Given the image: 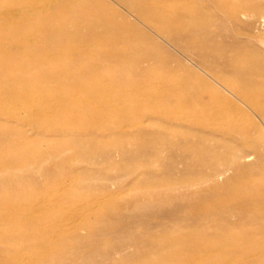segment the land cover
<instances>
[{
  "label": "bare ground",
  "instance_id": "1",
  "mask_svg": "<svg viewBox=\"0 0 264 264\" xmlns=\"http://www.w3.org/2000/svg\"><path fill=\"white\" fill-rule=\"evenodd\" d=\"M2 1L0 75L6 74L14 86L0 82V202L11 203L4 208L0 228H33L21 235L13 230L3 243L32 239L35 249L48 253L30 263L65 264L68 250L81 240L79 229L72 223L41 226L42 218L54 217L53 206H39L37 215L16 209V199L28 194L20 187L43 177L51 181L50 190L62 189L65 174L74 172L65 150L85 161L118 143L126 149L123 161L131 153L140 156L146 173L129 166L123 177L104 182L108 204L100 213L160 212L180 222L171 228L147 220L132 235L136 254L125 253L122 240L119 255L107 261L264 264V135L257 130L264 127V54L216 48L206 33L189 37L194 31V25L184 22L193 15L189 9L176 17L168 11L154 14L142 0H14L9 8ZM221 6L233 24L246 18L250 28L264 25V0H241L234 9L225 1ZM174 30L179 37L173 36ZM22 38L31 41L25 58L14 44ZM138 90L142 94H132ZM132 95L137 105L128 104ZM10 100H15L11 107L28 112L32 122L72 105L81 109L77 115L90 130L107 129L114 119L121 134L118 140L88 135L62 145L23 137L2 110ZM31 100L38 103L35 109L25 104ZM143 114L145 123L139 121ZM156 163L166 172L155 173ZM44 164L49 169L44 170ZM80 174L81 183L94 178V173ZM143 178L145 186H139ZM125 182L131 186L126 188ZM116 189L124 193L115 195ZM210 197L214 202L208 204ZM129 199L140 202L131 207ZM183 211L188 216L181 219ZM186 229L195 234H184ZM50 234L55 237L52 244ZM141 242L147 250L140 249Z\"/></svg>",
  "mask_w": 264,
  "mask_h": 264
},
{
  "label": "rangeland",
  "instance_id": "2",
  "mask_svg": "<svg viewBox=\"0 0 264 264\" xmlns=\"http://www.w3.org/2000/svg\"><path fill=\"white\" fill-rule=\"evenodd\" d=\"M223 1L228 4L229 8L234 9L239 6L241 0H142L154 14L168 11L176 17H180L183 16L182 14H184V12L186 13V11H184L185 9H189L193 15L186 16L184 19L187 25H194V31L192 32L190 31L191 27H188L191 33L189 37H205L204 34L206 33L215 41L216 48L220 46L228 52L237 51L254 55L264 54V25L258 30L250 28L248 19L246 18H243L242 22L238 25L233 24L230 21V12L221 6ZM1 3L3 7L6 8L8 5L7 7L9 8L14 4V0H4ZM173 36L179 37V32L174 30ZM27 42L29 44L31 43V41L26 38L18 39L14 42L23 58L28 55L31 49ZM2 56L3 55L0 53V58ZM0 78V82L2 81L7 88H13L14 82L9 80L6 74L0 75ZM23 86L32 88L31 85L29 86L28 84H23ZM34 89L37 90L38 88L35 87ZM42 89L47 91L49 88L42 87ZM142 92L143 90H138L133 91L132 94L138 95L142 94ZM13 102H15V100H10L8 105H5L2 110L7 112L9 124L15 127L23 137H29L31 139H52L59 141L57 143L62 145V143L68 139H78L88 135L99 137L102 140H118L117 138L121 134V125L119 123L117 124L114 119V123H112L113 121L111 123L109 122L110 126L107 129L99 131L94 129L90 130L89 125L77 115V111L81 109L73 107L72 105L63 106L64 110L61 113L53 114L50 118L38 120L36 123L30 121L28 112H25L23 109L14 110L10 105ZM25 104L29 108L33 107V109L38 105L35 100L27 101ZM128 104H138L135 95L129 98ZM143 110H145V108ZM139 121L145 123L148 121V118L143 114ZM257 130H260L264 135V127ZM256 132L257 131L251 132L253 138H256ZM62 134H64L63 137L65 136L66 138H63L61 136ZM115 145L116 146L110 148L107 153L99 151L97 156H91L85 159V161L81 160L79 156L73 155L71 151L65 150V157H67L69 162L73 163L74 172L72 174H65L66 176L63 180L64 188L62 189L54 188L52 185L53 187L50 190L51 181H47L46 178L43 177H38L35 181L33 180L20 187L21 191H27L28 194H26L27 196L24 198L23 196H19L20 198L16 199L17 202L15 205H19V208L16 207V209L22 212L24 211L27 214L37 215L39 206H53L55 207L52 210L54 217L45 216L42 218L41 226L50 227L51 225L57 226L63 223L64 225L65 223L71 225L72 223L71 226H75L79 229L81 240L78 242L77 247L68 250V257L65 264H111V262L107 261L108 257L119 255L117 253L118 243L122 240L126 243L124 247L125 253L134 256L137 247L134 245V236L132 235L136 234L137 227L139 228V226L144 224L147 220H151L155 223L165 222L169 227L171 226V228L174 227V225L175 227L179 225L180 219H169L167 216L164 217V215L160 214V212H154L148 215L145 212L136 210L134 214L121 213L122 215L116 214L111 217L100 213L104 205L106 206V204H108V194L105 193L102 187L104 182L113 178L123 177L125 173L124 169L129 166L138 171L141 175L146 173V169L142 165L143 161H141V158L139 160L140 156L138 157L136 154L133 156L131 155L133 153H131L129 158L128 156L126 157L128 160L126 159L127 161L124 162L123 160L125 158H123L122 154L126 150L125 147L121 144L118 145V143H115ZM43 150L47 151L48 148L44 146ZM130 159H132L131 161L133 163H130ZM138 160L139 162L136 164L135 162ZM154 165L155 173L162 174L166 172L162 164L156 163ZM44 167V170L49 169L48 165ZM198 168H200L199 165ZM87 172L94 173L92 181L84 183L79 182L77 174H85ZM145 183L146 180L143 178L138 184L139 186H145ZM128 184L129 182H125L123 185L128 188L131 186V184ZM35 188H38L37 194H34L35 192L32 193V190ZM114 193L119 196L124 192L123 189H116ZM130 196L131 194L128 195V198ZM206 201L208 204H211L214 202V197L212 199L210 197ZM128 202L132 207L134 205L137 206L136 204L140 201L129 199ZM10 204L11 203L2 204L0 202V218L4 212L5 206H10ZM190 208L193 211L198 210L197 206ZM189 211L191 210H187V212ZM187 214L188 213L183 211V214H181L179 218H186L188 216ZM162 216L163 218H161ZM90 223L92 226L95 224L97 228L96 226L89 227L88 224ZM75 227H73V231L77 229ZM13 230L21 235L32 232L33 228L25 225H20L16 228L6 225L0 228V264H32L29 259L34 256H41L48 253L47 249H40V247L35 249L33 247L34 243L31 241L32 239H28L22 243L13 242L11 243L12 245H5V243H3L5 241L4 238ZM185 231L186 232L183 231L184 234H195L192 230L186 229ZM55 233L57 234L59 231ZM54 238L55 237L51 236V238L47 240L52 244L55 240ZM139 247L144 251L147 250V245L144 242L139 243ZM204 254L206 253H203V255ZM213 254H215V252H210V255ZM197 255L200 256L201 253ZM13 259H17V262H13ZM139 262L131 260L127 264H139ZM220 264L234 263L222 262Z\"/></svg>",
  "mask_w": 264,
  "mask_h": 264
}]
</instances>
